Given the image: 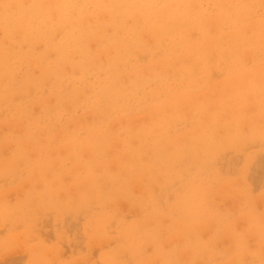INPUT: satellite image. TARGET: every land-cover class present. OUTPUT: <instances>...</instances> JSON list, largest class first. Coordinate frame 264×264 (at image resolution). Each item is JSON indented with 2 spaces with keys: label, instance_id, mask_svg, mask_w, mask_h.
Returning <instances> with one entry per match:
<instances>
[{
  "label": "rangeland",
  "instance_id": "1",
  "mask_svg": "<svg viewBox=\"0 0 264 264\" xmlns=\"http://www.w3.org/2000/svg\"><path fill=\"white\" fill-rule=\"evenodd\" d=\"M0 264H264V0H0Z\"/></svg>",
  "mask_w": 264,
  "mask_h": 264
}]
</instances>
